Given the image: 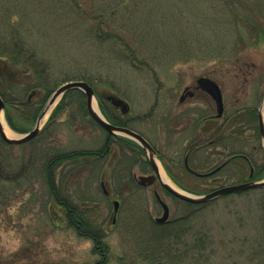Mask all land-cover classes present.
<instances>
[{
	"label": "rangeland",
	"instance_id": "1",
	"mask_svg": "<svg viewBox=\"0 0 264 264\" xmlns=\"http://www.w3.org/2000/svg\"><path fill=\"white\" fill-rule=\"evenodd\" d=\"M202 79L219 85L223 118L206 121L218 110L200 87ZM5 81L16 87L3 90ZM70 81L89 83L109 113L147 138L176 186L168 171L209 192L242 183L235 166L198 180L189 175L185 157L192 142L204 146L215 139L190 157L192 169L207 172L238 151L264 161V142L249 129L241 136L221 131L236 111L259 109L264 99V0H0V91L13 100L11 117L31 131L36 120L28 125V118L18 119V106L28 111L22 104L29 100L34 112ZM114 99L125 103V112ZM57 106L53 123L45 127L57 107L29 143L12 146L0 138L7 179L0 183V264H264V188L190 205L159 182L140 185L139 176L154 174L148 156L119 140L100 161L79 159L54 171L60 198L103 233L107 258L94 247L98 258L77 260L67 239L50 250L49 238L78 232L51 196L45 163L57 154L100 151L107 136L83 94L64 96ZM11 130L16 137L25 133ZM156 195L170 209L166 226L155 223L163 215ZM16 203L17 214H9ZM112 233L119 234L118 248L105 239Z\"/></svg>",
	"mask_w": 264,
	"mask_h": 264
},
{
	"label": "trees",
	"instance_id": "2",
	"mask_svg": "<svg viewBox=\"0 0 264 264\" xmlns=\"http://www.w3.org/2000/svg\"><path fill=\"white\" fill-rule=\"evenodd\" d=\"M250 19L248 18H244V22H249ZM250 24V23H249ZM251 24L255 25L257 24L256 22H252ZM256 28H258V25L256 26ZM13 61H16V56H13ZM31 70H36V66L34 65H29ZM38 80V79H37ZM4 81V79L2 80ZM89 82V81H88ZM4 87L2 88L3 90H10L12 88L16 87L15 81H5L4 83ZM23 90H27L26 86H22ZM1 90L0 94L2 95L5 103H6V117L8 120V123L10 125V127L17 131V132H26V126H21L18 125L16 119L14 120L11 115H10V106H9V101L11 100V102L13 101L12 98H7L5 91ZM77 91H70L68 93L65 94V97L76 93ZM51 92H49L48 94H50ZM78 93L83 94L82 92L78 91ZM97 94V98L99 100V103L103 109V113L105 114V116L107 117V119L115 124V125H119V126H125L128 127V123L127 121H124L121 118H118L117 116L113 115L112 113H109L107 111V109L103 106V98L102 96L96 92ZM29 100L26 101V103L22 104V106H24V108H28V111L23 110V108L21 107V109L18 108L15 110V114H17V118L18 119H22L23 118H28L29 119V124H32L33 121L37 120V118L40 116L43 107L45 106L47 101H41L40 103V108H35L34 112L31 111V103ZM45 102V103H44ZM59 106H57L56 110L54 111V115L59 111ZM21 120V121H22ZM258 121V111L257 109L254 108H243L240 109L238 111H236L231 117H228L225 120L224 123V127H221V131H225L228 130L231 134H235L237 136H241L244 132L242 131V129H249L251 131V136H253L254 139L260 140L261 139V135H260V130L259 127L256 126V123ZM234 128V131H232L231 129ZM221 133L223 132H217L218 136L221 135ZM117 139L119 140L118 142H121L124 146L126 147H133L140 155H145L144 151L141 149L140 146H138L134 141L129 140L127 138L124 137H120V136H116ZM194 147H196V141L192 142V144ZM198 146V144H197ZM196 151H198L196 148H190L189 152H190V157L194 155V153H196ZM221 155H223V152L218 153ZM89 156H91V154L88 151H73V152H69V153H64V154H57L55 155L53 158L49 159L48 165L45 163V175H46V182L48 185V189L51 192V196L54 200L59 202V206H61V208L63 209L64 213L67 214L68 216V225L73 227L80 236L82 237H90L95 241V253H98L100 255H102L103 258H107V244L104 242V235L103 233L101 234L100 231H97L94 229L93 225L90 223L89 220H87V217L85 216V213L78 210V207L76 205L70 204L67 201L63 200L62 198H60V196L57 194V189L58 186L56 185V179H55V173L54 171L56 170V168H64L63 166H67L66 164H68V162H75L76 160L79 159H84L85 161L89 160ZM0 157H2L0 155ZM161 160H163L162 158H160ZM224 165V168L227 166H235L237 171L240 173L242 181H246V180H254V181H260L264 179V161L261 164H257L256 161L253 159V157L251 155L245 154L244 152L238 151V152H234L233 154L229 155L226 159H224L223 161H221L218 165H216L213 169L207 171L210 172L216 168H218L219 166ZM165 168L167 170L168 167L165 166ZM223 168V169H224ZM248 169V171H247ZM194 170V169H193ZM169 175L171 176V178L173 179V181L179 185L181 188L195 193V194H204L209 192L208 189L205 190H198L196 188H193L191 186H187L184 185L180 180H178L174 175L171 174L170 171ZM245 172H248V175L245 174ZM190 173V172H189ZM200 173V172H199ZM201 173H205V172H201ZM190 176H193L195 178H197L198 180H202L203 178L201 177H197L194 174L190 173ZM103 263H105L103 261Z\"/></svg>",
	"mask_w": 264,
	"mask_h": 264
},
{
	"label": "water",
	"instance_id": "3",
	"mask_svg": "<svg viewBox=\"0 0 264 264\" xmlns=\"http://www.w3.org/2000/svg\"><path fill=\"white\" fill-rule=\"evenodd\" d=\"M205 82L209 86H211V89H209L208 91L217 102L218 116L220 117L223 114L224 108H223V98H222V94L219 89V86L215 82L210 81V80L208 81L206 80ZM72 90H80L86 95V103H87V108H88L90 117L95 121L96 124H98L101 128L107 131L109 135H121V136L130 138L136 141L145 150L155 174L141 175L138 178L136 177L140 185L152 186L157 181H159L160 184L163 186V188L167 190L171 195H173L174 197L184 202L195 204V205L207 204L223 196H227V195H231L235 193L247 192L253 189L264 188V180L263 181H247V182L240 183V184L225 186V187H221L216 190H213L204 195H195V194H192L186 191H181V190H177L173 188L172 186H170L169 184L165 183L162 180L160 176L159 166L157 164V159H156L157 153L154 150V148L151 146V144L145 138H143L140 134L128 128L115 126L111 124L101 112L97 113L95 109L93 108V100L96 99L95 91L92 88V86H90L88 83L83 82V81L68 82L60 86L50 97L47 103V107L45 108L43 114L38 119L35 128L32 131L24 135H21L19 137H16V138L8 137L5 132V128L1 121V116L4 113L6 106L0 95V137L2 138V140H4L6 143L10 145H22L34 139L41 130V124H42L44 117L48 114V112L52 110L53 107L56 106V104L62 99V97L67 92L72 91ZM114 103L119 104L121 109L124 112L126 111L127 107L123 101H117L114 99ZM263 110H264V99L261 103V107L258 109L259 128H260L262 140L264 142V112ZM219 169L215 170L214 172L208 175H212L216 173ZM161 204L164 208V214L161 218L157 219V221L160 223H164L169 218V207L163 202H161ZM115 205L117 209L118 202H116Z\"/></svg>",
	"mask_w": 264,
	"mask_h": 264
},
{
	"label": "clouds",
	"instance_id": "4",
	"mask_svg": "<svg viewBox=\"0 0 264 264\" xmlns=\"http://www.w3.org/2000/svg\"><path fill=\"white\" fill-rule=\"evenodd\" d=\"M19 210V203L13 204L9 206L8 213L11 215H16ZM70 235L66 233H58V238H49L46 242L49 249L61 248L65 239L67 242L74 246L75 251H77L78 255L75 257L77 260H86V259H94L98 258L95 254L92 253V249L95 247V241L90 237H81L75 231L69 230ZM11 236H16L15 229L10 230L9 233ZM9 234H5L6 236ZM106 241L113 247L118 248L120 237L118 233H112L111 235L105 237ZM14 243L19 246L21 243V239L17 237L14 240ZM87 254V255H85ZM53 256H56V253L53 252Z\"/></svg>",
	"mask_w": 264,
	"mask_h": 264
},
{
	"label": "flooded vegetation",
	"instance_id": "5",
	"mask_svg": "<svg viewBox=\"0 0 264 264\" xmlns=\"http://www.w3.org/2000/svg\"><path fill=\"white\" fill-rule=\"evenodd\" d=\"M200 87H202L204 90H206V91H208L209 89H211V86H209L206 82H204V81H201L200 82ZM187 97H183L182 98V101H184L185 99H186ZM216 107L218 108V106H217V104H216ZM54 112H52V115L50 116V119H49V121L47 122V124L45 125V127H47L48 125H50V124H52L53 123V119H54ZM39 118V117H38ZM37 118V119H38ZM218 117L217 116H212V118L210 119V120H206V121H211V120H214V119H217ZM222 118V117H221ZM221 118H219V119H221ZM203 120V119H202ZM36 122H37V120H36ZM125 127V126H124ZM128 127H129V125H128ZM128 127H126V128H128ZM102 129V128H101ZM130 129V128H129ZM102 130H104V129H102ZM131 130H133V129H131ZM105 131V130H104ZM133 131H135V130H133ZM106 132V131H105ZM135 132H137V131H135ZM137 133H139V132H137ZM39 134H41V130H40V132H39ZM38 134V135H39ZM106 134H107V136H106V140H105V143H104V147L100 150V151H95V152H93V151H88L90 154H91V156H89V160L90 161H100L102 158H104V157H106V156H108L109 154H110V151H111V149H112V145H113V141H118V139H117V137L116 136H113V135H109L107 132H106ZM140 134V133H139ZM37 135V136H38ZM36 136V137H37ZM141 136H143L142 134H141ZM144 137V136H143ZM145 138V137H144ZM146 140H147V138H145ZM147 141H149V140H147ZM216 140L215 139H211V140H209L206 144H204V146H196V147H194L193 145H190V148H196L197 150H201V149H203V148H205V147H207V146H212L214 143H216L215 142ZM30 142V141H29ZM28 142V143H29ZM24 145V144H23ZM189 157H190V152H188L187 154H186V157H185V164H186V166L188 167V165H189ZM5 163H6V161L5 160H2L1 159V157H0V183H1V181H4V180H7L6 179V176H5V174H4V170H5V168H6V165H5ZM148 164H149V162H148ZM150 165V164H149ZM150 167H151V165H150ZM148 175H151V174H148ZM106 194H107V192H105ZM156 198H157V196H156ZM158 200V199H157ZM158 202H159V200H158ZM160 203V202H159ZM161 205V204H160ZM114 206H115V210H116V205H115V202H114ZM60 209V208H59ZM162 209H163V213H164V208H163V206H162ZM117 210H118V208H117ZM116 210V211H117ZM163 216V215H162ZM169 218H170V209H169ZM157 219L158 218H156L155 219V223H156V226H166V225H168V224H170V220L168 219L166 222H164V223H160V222H158L157 221ZM114 223H115V220H114Z\"/></svg>",
	"mask_w": 264,
	"mask_h": 264
},
{
	"label": "bare ground",
	"instance_id": "6",
	"mask_svg": "<svg viewBox=\"0 0 264 264\" xmlns=\"http://www.w3.org/2000/svg\"><path fill=\"white\" fill-rule=\"evenodd\" d=\"M93 108L95 109V111L97 113H100V110H99V107H98V104H97V101L96 99L93 100ZM48 114L45 116L44 120H43V123L45 122L46 118H47ZM1 121L3 123V126L5 128V132L7 134L8 137H16L17 135L8 127V125L6 124L5 120H4V117L2 116L1 117ZM159 166V164H158ZM159 171H160V176L162 178V180L169 184L170 186H172L173 188L177 189V190H181L178 186H176L173 182H171L168 177L165 175V173L163 172V170L161 169V167L159 166Z\"/></svg>",
	"mask_w": 264,
	"mask_h": 264
}]
</instances>
